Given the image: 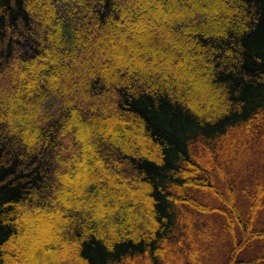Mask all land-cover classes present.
<instances>
[{
	"label": "trees",
	"instance_id": "trees-1",
	"mask_svg": "<svg viewBox=\"0 0 264 264\" xmlns=\"http://www.w3.org/2000/svg\"><path fill=\"white\" fill-rule=\"evenodd\" d=\"M45 1L0 0V83L14 70L38 86L0 88V264H207L211 213L231 237L223 264H264V172L240 203L233 184L248 152L264 162V0H83L58 31ZM126 14L167 43H128L79 91L47 81L76 51L134 38ZM43 216L55 240L27 249L23 224Z\"/></svg>",
	"mask_w": 264,
	"mask_h": 264
},
{
	"label": "rangeland",
	"instance_id": "rangeland-1",
	"mask_svg": "<svg viewBox=\"0 0 264 264\" xmlns=\"http://www.w3.org/2000/svg\"><path fill=\"white\" fill-rule=\"evenodd\" d=\"M76 1V0H74ZM78 1V0H77ZM156 3L159 2L160 0H154ZM90 2V1H89ZM153 2V0H152ZM154 2V6L151 12H154V15L157 16V13L159 11V8H157V5H155ZM46 4V8L42 15L43 22H47L46 26L50 27L53 30H57L59 29L60 24L63 22V20H65L67 17H69V14L74 13L76 14L75 17L77 15H81V13H83V10L86 11V7H85V3H83V0H81L82 6L81 8L77 7L75 8V2H72L71 0H49V3H47L45 1ZM78 3V2H77ZM45 5V4H44ZM50 5V6H49ZM48 6V7H47ZM126 17L128 18V23L133 27V29L135 30L134 34L135 37L134 38H125L123 40H118L116 42L113 43H108L106 50L104 49L103 51H105V54H107L106 56L103 55H99L97 51L92 52L93 49H89L87 52H84L81 55L82 51H76L72 57H65V63L64 67H58L55 66V69L53 70V72H50L48 74V80L47 81H51L53 84L57 85V83H64L65 85L67 83H71L70 85L74 86V88L79 91V89L81 88V82L77 79V75L81 76L85 73L86 69H90L92 72L95 71H103L104 70V66L105 64L111 59L113 60H121L124 54V50L125 48H123L125 45H127L130 42H144V41H149V40H153V41H157L158 43L160 42L162 45H164L163 43H167L166 37L162 36L163 34H160V29L156 27V25H153V23L151 21H148L147 26H148V32H146L145 28H142L143 26V20L140 21L139 19H136L134 21V17L129 16L126 14ZM87 22V21H86ZM81 21L80 23V27H85V28H89L88 24ZM159 30V31H158ZM152 33H155V35H153ZM158 33V34H157ZM152 38H150V36ZM157 36V37H156ZM115 44H117L116 46H119L120 48L118 50H113V46H115ZM62 46V45H61ZM111 48V50H110ZM56 50L58 51V53L60 54H64L63 52H65V48L64 47H57ZM108 51V52H107ZM104 54V55H105ZM59 64V63H58ZM114 71L118 74L119 73V68L117 67H113ZM20 73L14 70H11V77L4 80L2 85L0 83V88H2L5 93L7 92L8 96H12L14 97H19L21 95H31L32 93L35 92V88H37V85H33L32 83L27 84V80L25 81L24 79L19 78ZM40 84V83H39ZM38 84V85H39ZM70 89H72V87H70ZM84 89L81 90V94L83 95L84 93ZM10 96V97H11ZM73 99V98H72ZM73 110H74V120H80V115L77 113L83 106L79 107V105L74 104V100H73ZM223 105V102H222ZM84 109V107H83ZM103 121V119H100ZM250 152H248L246 154V158H248L247 163L245 162V164H243L240 167H237L236 170L233 171V178H234V186H235V191H236V198L238 200V202L240 203L241 200H244V191L242 190L243 188L246 187V190H251L252 185H254L256 179L262 174V172H264V162L263 160L259 159L260 154L257 152H254L252 155H249ZM70 155L71 158V163L74 164V159H72V155ZM84 155V154H83ZM82 157V154L79 156ZM237 164H239V162H237ZM82 170H80L79 174H77V176L82 177L83 173L81 172ZM108 175H99V179L100 180H106ZM80 180V179H79ZM78 180V182H79ZM76 186V184H74ZM69 186V185H67ZM80 187V186H79ZM62 188H66V187H62ZM117 188L112 187V190L114 192L115 195L118 196L119 201L123 202L124 198L119 195V190H116ZM117 191V192H116ZM66 192L63 193V196H65ZM61 198L57 199V202L63 203L62 206L65 207L67 206V202L66 200H62ZM242 207V206H241ZM242 210L244 211V213L247 212L246 208L242 207ZM43 219H46L44 216L41 218L40 221L35 222L32 217H30V219H28L24 224V228L25 231L22 234L21 237V242L23 245L27 244V242L31 245H29L27 247V249H30L32 247H34L36 244L41 245L44 241H46L48 238L52 240V242L55 240V238L53 237V231L51 229V227H47L46 225L43 224ZM97 219V218H96ZM205 220H208L211 222V233L208 236V240H204L206 243V245L204 246V252L203 254L206 252V248L207 249V253H210L209 257H208V261L207 264H223V262L226 259L227 256V248L229 247V243L231 241V237L229 234H225L224 236L226 237V242L227 243V248L224 246V241H221L222 236L220 235V229H221V218L219 217L218 213H211L210 217L205 218ZM42 222V223H41ZM214 228H218L219 230V235H217L216 237L214 236ZM237 236L239 237V233H237ZM18 247V245H16ZM26 249V247H24ZM18 249H16V252L19 253L21 256L26 257L29 256V253L25 250V253L22 252H18ZM260 253V245L256 244L254 246H252V248L250 249H244L242 252H240L238 254V258H245L247 256H254L256 254ZM9 262L11 264H22L20 263V261L18 260V257L16 256L14 259L11 258L9 260ZM26 264H28L25 261ZM24 264V262H23Z\"/></svg>",
	"mask_w": 264,
	"mask_h": 264
}]
</instances>
